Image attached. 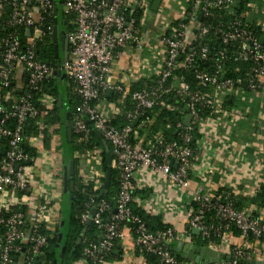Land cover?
<instances>
[{
  "label": "built area",
  "instance_id": "obj_1",
  "mask_svg": "<svg viewBox=\"0 0 264 264\" xmlns=\"http://www.w3.org/2000/svg\"><path fill=\"white\" fill-rule=\"evenodd\" d=\"M10 1L14 7L11 24L23 25L29 30L28 45L21 46L16 39L5 42V51L0 59V90L8 87L11 82L12 72L15 68L20 67L26 78L28 90H35L39 84L46 82L53 76V70L46 64L36 60L33 43L41 35V26L44 21V15L54 13L62 16H72L70 25L72 30L65 31L61 29L66 37L68 50L63 55L61 73L64 77L73 83L76 92L81 100V107L84 111L85 122L92 125L94 130L101 133L102 138L112 148L114 156L111 168H116L120 172L119 193L114 201V212L116 222H126L133 229L135 246L143 249L147 253L159 257L162 264H178L173 255L164 247L171 241H182L186 238L185 231H175L167 228L165 231L148 233L142 220L133 213V207L144 210L152 205L157 206L162 213L180 212L185 217V228L200 231L201 237H208L213 232L216 237H220L219 227H203L201 220L204 210L213 209L218 217L227 222L223 229H228L232 224L244 243L251 239H258L264 236V221L259 218H253L248 210H236L230 204H220L214 202V195H210L198 186L193 192L189 193V200L180 208L170 206L167 202H153L152 199L143 201L138 197L137 190L139 185L140 173H147L154 180L161 181L165 187L174 190L178 194L185 192L186 183L190 179L194 166L190 163V150L186 146L193 140L192 130L198 118L193 104L197 100L192 96L181 111H186L190 116L187 126L181 122L176 123V128L182 129L180 132L179 144L176 141L168 142L163 139L162 132L141 136L147 121H141L137 124L136 129L127 125L122 130H110L106 127L111 116H119L122 111L119 105L123 104L125 99L134 106L132 112L127 114V122L133 123L137 120L138 110L149 111L156 106L157 89L151 92L134 91L130 92L129 84L115 85L111 84V70L119 56V50L126 45L142 48L147 42L144 40L141 32L138 30V24L134 17V11L148 9L147 0H5ZM187 0H184V2ZM240 0H211L209 7H221L233 4ZM201 0H193V9L200 6ZM185 14V9H181ZM148 11V10H146ZM189 25L195 26V32L199 35L206 34V29L199 28L195 19H191L187 24H178L177 29L172 27L161 30L158 36V42L163 47L166 46L165 56L162 62L161 70L157 76L160 77L159 83H164L169 77L167 68L174 62L184 48L182 43L185 32ZM260 31L264 38V24L259 25ZM58 27V26H57ZM166 32L177 35V40L170 41L165 37ZM245 34L227 33L223 39L226 43L228 39L239 37ZM197 35H194L195 41ZM247 47L243 48L242 54ZM150 52V48H148ZM205 53V50H203ZM251 58L258 67L252 72L248 82L250 93H256L264 89L261 78H264V46L253 44L250 52ZM201 86L207 83H216L213 77L197 76ZM230 81H224L215 86L214 94L205 104L213 110L214 113L220 112V102L225 90L231 88ZM112 88L116 94L122 98H117L112 106V110L101 108L99 103L100 90ZM180 90L186 91L185 84H179ZM129 98H123L128 96ZM203 99V98H201ZM43 107L41 112L45 116L48 111L54 108V99L45 96L39 99ZM162 109H168L163 103L160 104ZM107 111V112H106ZM38 112L33 108L27 98L8 97L0 94V137L9 139L8 150L4 152L0 162V227L3 233L0 235V259L3 264H36L35 260L41 255L42 250L46 247L48 239L56 231V228L62 224V206L60 199L61 189L56 188L49 193H41L35 196L32 202V165L27 162H34V158H28L18 148L20 139L21 124L26 118H35ZM10 120L15 122L12 129L7 127ZM83 121H78L74 125V132L81 133L85 131ZM51 130H55L51 127ZM201 131V129H200ZM58 135H52L51 145L60 146ZM35 139L29 140V146L34 148ZM199 144V140L196 141ZM62 146V145H61ZM86 164L81 174V184L91 186L92 190L97 193L102 190V180L104 177L103 158L101 150H89L84 154ZM192 176V175H191ZM14 187L19 190L28 192L21 198L15 199ZM200 202V211L192 217H188L187 208L191 202ZM147 202V203H146ZM108 208L106 204L89 205V210L80 216V220L103 229L105 235L101 241L98 250L85 249L89 256L96 252L111 246V240L117 239L123 241L124 230L119 229L115 223L103 225L102 216ZM92 209L94 215H90ZM223 236L221 238V241ZM245 249H232L235 252L233 259L217 264H238V256ZM73 264H86L81 259Z\"/></svg>",
  "mask_w": 264,
  "mask_h": 264
},
{
  "label": "trees",
  "instance_id": "obj_2",
  "mask_svg": "<svg viewBox=\"0 0 264 264\" xmlns=\"http://www.w3.org/2000/svg\"><path fill=\"white\" fill-rule=\"evenodd\" d=\"M56 1L59 3V0ZM210 2L211 0H201L200 6L194 10L193 0L185 1L183 7L185 9L186 20H180L174 23L172 28L176 30L178 24H187L191 19H195L197 27L204 28L207 32L204 35H199V31H196L194 35H197V38L190 43H186L184 38L181 39L185 46L174 62L167 68L166 71L169 73V77L166 81L159 83L160 77L152 75L138 80V83L129 89V93L134 91L151 92L157 89L155 96L156 106L149 111L141 109L137 111L139 117L138 123L147 121L141 136L144 137L162 132L165 141H176L182 146L183 144L180 141V132L182 129L176 128L175 125L181 122L185 127L183 120L187 117L188 113L181 111V109L189 102L192 96H196L197 100L193 104V107L197 112L198 118L192 130L193 140L186 145L190 150L189 160L192 166L198 163L201 156V151L196 141L202 138L200 133L202 123L208 119L217 118L213 110L206 106L205 102L213 96L215 86L224 81H230L232 86L223 92L221 108H231L234 103L235 94L238 92L250 94L248 82L253 70L258 67V64L251 58L250 52L252 51L253 44L264 46V42L260 43L263 35L259 27L254 23L248 24L246 22V15L249 12L246 6V0L235 1L233 4L214 8L209 7ZM13 9L14 7L10 1L1 0L0 59L5 51V42L8 40L16 39L20 42L21 46L28 45L27 40L29 36L26 33V28L23 25L11 24ZM146 10L138 8L132 15L138 24V30L140 32L144 29L145 24L143 25V21L146 20V17L150 18V15L147 16L148 11ZM59 17L58 14L55 15L52 12L45 14L41 26V35L33 43L36 60L46 64L53 72L56 68V58L54 57V45L52 42L53 28L56 25L58 29L64 28L66 32L72 30V26L70 25L72 16H62L60 19ZM147 23H149V20ZM242 32H245V34L228 39L226 43L222 42L227 33L240 34ZM165 37L170 41L177 40V35L171 32H166ZM245 46L247 48L244 50V54H242ZM203 50H205V53H203ZM164 51H166V46H164ZM198 75L213 77L216 83H207L205 86H201L197 78ZM179 84H185L187 90H180L178 88ZM99 93V99L101 101L109 100L113 104L116 103L115 100L117 98H122L120 94L115 93L112 98L108 99L103 90H100ZM0 94L8 97L27 98L33 108L38 112L35 118H26L21 124L18 148L28 158L33 159L36 155V150L29 146V140L39 137L43 146L48 147L50 138L55 132V130L50 129L51 127L58 126L59 130L63 133L65 140L64 146L67 152L84 153L89 150H101L103 158L102 167L105 174L107 166L104 148L96 138L91 124L85 122V114L81 107V100L73 83L65 77L52 76L46 82L39 84L35 90H28L27 95H23L15 91L12 72L10 84L8 87L0 90ZM45 96L52 97L55 105L53 110L48 111L45 116H42L41 112L43 111V107L40 105L39 99ZM58 96L62 98L61 109H57L56 107ZM123 98H129V95L123 96ZM161 103L166 105L168 109H162L160 106ZM119 107L122 111L121 115L105 122L106 127L110 130H122L129 125L136 129L138 123L133 125V123L127 122V114L135 110L134 106L128 102V99H125ZM65 113L68 114L71 134L70 140H68L66 135ZM78 121L84 122L86 127L84 132H74V125ZM14 126L15 122L13 120H10L7 124L9 129H12ZM8 143L9 139L7 137H0V162L2 161L4 152L8 150ZM107 145L113 160L112 148L109 144ZM26 164L31 165L33 162H27ZM73 167L75 175H77V164L75 160L73 161ZM119 181L120 172L116 168H111L108 187L98 198L100 192L95 193L91 186H85L76 179L72 187V196L66 200L68 203L67 215L65 218L62 216V224L56 228L51 238L48 239L46 247L35 260L36 264H53L54 261H56V264H73L81 259L85 260L86 264H109L119 261L120 257L116 254V250L120 241L117 239L111 240L110 247L100 250L99 253L96 252L93 256H89L85 252V249L93 251L99 249L101 245L100 239L105 235V231L98 229L93 224L86 225L80 220V216L89 210L90 204L92 206L95 204H106L108 208L102 216L103 225L115 223L121 230H125L126 227L132 228L128 223L116 222L114 219V201L119 193ZM103 185L104 178L102 180V189ZM28 192L14 187L15 199L19 200L22 195L29 194ZM137 194L143 196L142 189L138 190ZM214 202L230 204L236 210H245L246 205H250L254 209L251 212V216L256 218L255 212L264 209V183L260 185L255 195L249 199L239 198L233 196L225 189H219L214 194ZM200 209H202L200 202H191L187 208L188 217H192ZM133 213L142 220L148 233L162 232L167 229V225L157 215L144 212L135 206L133 207ZM226 224L227 222L220 219L215 210L211 208L204 210L201 225L203 227H219L221 229L219 233L220 237H216L212 232L206 238L199 236L196 238V241L203 246L209 243L219 245L225 233L240 235L232 224H229L228 229H223ZM2 233L3 229L0 227V235ZM131 233L133 234V229ZM186 233L190 235V229H186ZM59 239L60 242L58 243ZM258 239L263 240L264 236ZM169 244H165L164 247L173 255L176 262L178 264L185 263L179 259L174 253L171 244ZM61 248H64L63 253H60ZM137 250L143 256L146 263L162 264L158 256L147 253L139 247ZM234 254L235 252H232L226 262L232 260ZM249 257L248 252L243 251L237 258L238 264H250ZM0 264H3L1 259Z\"/></svg>",
  "mask_w": 264,
  "mask_h": 264
},
{
  "label": "crops",
  "instance_id": "obj_3",
  "mask_svg": "<svg viewBox=\"0 0 264 264\" xmlns=\"http://www.w3.org/2000/svg\"><path fill=\"white\" fill-rule=\"evenodd\" d=\"M246 2L247 9L253 14L251 23L260 27L259 25L264 24V0H246ZM147 3L149 6L147 16L150 15V18L146 17V20L143 21V25H145L141 32L147 43L142 48L131 45L121 47L119 56L112 65V86L118 84L125 86L127 83L130 89L140 79L152 75L157 76L165 56L164 47L158 42L161 30H166L164 27H172L174 23L180 20H186L185 14L181 12V9L184 8V0H162L156 12L150 10L149 0H147ZM148 20L149 23H147ZM58 30V32L63 33L61 29ZM194 33L195 26L189 25L184 35L186 43L192 42ZM148 48H150V52ZM261 82L264 84L263 77ZM13 85L16 93L25 91L27 88L26 78L20 67L15 68L13 71ZM109 90L111 92L108 94ZM103 91L108 99L115 95L112 88H106ZM221 102V113H214L217 118L208 119L202 123L200 131L202 138L197 144L201 156L192 170V176L186 183L185 192L180 195L165 187L161 181L154 180L147 173L142 172L139 177L140 188L138 187V190L142 189L143 192V196L138 195L140 199L143 201L152 199L153 202L161 200L167 202L170 206L174 205L175 208H180L189 200V193L193 192L198 186H202L203 190L210 195H214L219 189H225L233 196L243 199H249L255 195L260 185L264 183V89L257 93H236L234 103L228 109L221 108ZM99 103L103 109H113V103L109 100L101 101L99 99ZM115 117L111 116L108 121ZM53 128L55 129L54 135H58L60 146L53 147L49 142L48 147H44L39 137L34 138L35 141L32 144L36 150L32 165V202L38 194L49 193L56 188L61 189L60 199L62 202L64 198L68 199L67 194L63 193L64 168L68 167L70 163L73 166L74 160L77 164V175H75L73 167L72 182L74 185V182L78 179L81 183V174L86 164V157L84 156L86 152L66 151L65 153L63 133L58 126ZM1 204H3V201ZM148 209L140 210L147 212ZM245 210L250 213L254 211L250 205H246ZM147 213L159 216L163 223L167 225V228L186 232L185 217L179 211L175 212L173 209L172 212L162 213L153 204L151 211ZM255 213L257 218L264 221V209ZM124 233V239L120 241L118 244L120 247L117 246L116 250V254L120 259L109 264H148L138 252L133 234L128 227H126ZM198 237L192 234L190 230V235L187 234L182 241L170 242L174 253L185 262L182 264H194L193 259L195 256L190 252L188 255L184 252H175L178 243L181 242L194 244L198 247H208L226 257L230 256L228 253L232 249H245L244 251H247L250 256L249 261L264 264V239H251L246 244L239 234L225 233L219 245L209 243L203 246L196 241ZM181 256L186 259H182Z\"/></svg>",
  "mask_w": 264,
  "mask_h": 264
},
{
  "label": "water",
  "instance_id": "obj_4",
  "mask_svg": "<svg viewBox=\"0 0 264 264\" xmlns=\"http://www.w3.org/2000/svg\"><path fill=\"white\" fill-rule=\"evenodd\" d=\"M162 0H149L150 3V10L152 12H156L158 9V6L160 5ZM55 15H56V10L54 11ZM252 12H249L247 17H246V22L248 24H251V20H252ZM58 27L55 25L52 31V42H53V49H54V57L56 58V68L55 71L53 73L54 77H64V75L61 73V65L63 63V55H66L67 50H68V44H67V40L66 37L63 33L58 32ZM26 33L29 34V30H26ZM264 42V38L260 39V43ZM111 92V90L108 91V94ZM19 94H23L26 95L25 91H19ZM56 107L57 109H61L62 108V98L61 96H58L57 98V103H56ZM64 118H65V128L66 130V135L68 140H70L71 138V134H70V130H69V123H68V114L65 113L64 114ZM190 116L185 117V119L183 120V124L185 126L188 125L189 121H190ZM138 120V119H137ZM137 120H135L133 122V125L136 124ZM94 134L96 136V138L101 142L103 148H104V152H105V159H106V172H105V177H104V185H103V189L100 191V194L98 196V198L102 195V193L104 192V190L107 189L108 184H109V180H110V172H111V164H112V157L110 154V151L108 149V145L107 142L102 138V135L99 131L94 130ZM64 178H65V182H64V188H63V193L67 194L68 199L71 198V194H72V186H73V166L72 163L69 164L68 167L64 168ZM95 210L92 209V211L90 212V215H94ZM86 225L91 224L90 220H87ZM191 233L196 235V236H200V231L199 230H195V229H191ZM61 238V236H60ZM80 241V240H78ZM60 242V239L58 240V243ZM59 247V244H58ZM120 247V246H118ZM64 248H61L60 253H63ZM175 252H184V254L188 255L189 252L191 254H193L195 257L193 259V263L194 264H217L220 262H224L227 261L228 257L221 255L217 252H214L213 250H211L208 247H198L197 245L194 244H186V243H178L177 248L175 250ZM181 258L183 259L184 256H181ZM186 259V258H184ZM250 264H263L262 262H257V261H249ZM53 264H56V261L53 262Z\"/></svg>",
  "mask_w": 264,
  "mask_h": 264
},
{
  "label": "rangeland",
  "instance_id": "obj_5",
  "mask_svg": "<svg viewBox=\"0 0 264 264\" xmlns=\"http://www.w3.org/2000/svg\"><path fill=\"white\" fill-rule=\"evenodd\" d=\"M59 19H60V17H59ZM64 152L66 153V150H65V148H64ZM67 199H63V203L61 204V206H62V216L65 218L66 217V215H67V212H68V203H67V201H66Z\"/></svg>",
  "mask_w": 264,
  "mask_h": 264
}]
</instances>
